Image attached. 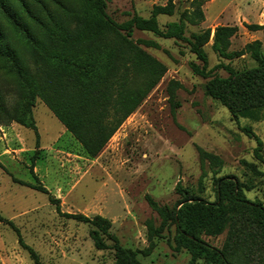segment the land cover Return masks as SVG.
Returning a JSON list of instances; mask_svg holds the SVG:
<instances>
[{"label": "rangeland", "instance_id": "374dc122", "mask_svg": "<svg viewBox=\"0 0 264 264\" xmlns=\"http://www.w3.org/2000/svg\"><path fill=\"white\" fill-rule=\"evenodd\" d=\"M167 0H107L106 10L117 22L133 13L148 16L153 4ZM171 15L157 16L159 26L177 20L182 11L192 15L200 3L203 18L185 21V36L216 25H237L226 54L204 45L208 67L225 63L236 70L254 67L257 62L243 50L245 43L259 39L264 57V30L249 32L244 22L264 23V0H173ZM32 6L45 20L51 18L72 29L79 0H34ZM31 23H36L31 21ZM36 34L40 28L32 24ZM0 31L28 67L33 61L0 13ZM153 40L158 46H140L165 68L163 75L139 105L124 119L96 156H89L81 144L60 123L51 110L36 98L32 114L38 137L32 128L14 121L22 88L0 61V215L14 222L24 241L31 245L43 264H113V249H96L89 236L90 224L57 213L49 195L58 198L64 212L101 214L112 221L111 232L120 243L133 249L148 245L146 220L154 225L160 217L146 200L149 195L159 204L172 206L180 197L176 184L191 193L213 200L214 180L231 175L251 186L245 196L264 206V164L253 149L256 142L241 129L250 125L263 142L264 106L234 120L228 109L204 92L208 78L196 74L191 63H198L185 40L164 38L134 29L132 39ZM213 74L225 76L216 69ZM173 90L174 96L169 97ZM197 146L215 154L220 165L207 160L202 169ZM247 162H254L263 173L255 174ZM32 164L33 173L29 170ZM40 182L44 193L23 183ZM174 226L155 237L147 255L138 253L143 264H185L189 253L175 251ZM227 230L216 236L203 235L210 244L222 247ZM108 243L112 240H106ZM0 264H34L22 248L15 232L0 221ZM194 264H204L201 259Z\"/></svg>", "mask_w": 264, "mask_h": 264}, {"label": "trees", "instance_id": "16d2710c", "mask_svg": "<svg viewBox=\"0 0 264 264\" xmlns=\"http://www.w3.org/2000/svg\"><path fill=\"white\" fill-rule=\"evenodd\" d=\"M34 0H0V13L5 17L21 44L33 61L28 67L17 50L3 39L0 31V61L22 88L13 119L22 126L32 128L38 137L32 114L36 98H40L60 123L81 144L89 156H96L124 119L139 105L145 95L163 75L165 68L150 56L140 43L158 46L153 40L132 39L134 29L152 32L164 37L185 40L198 63L192 62V70L208 78L204 92L217 99L230 112L234 120L240 114L251 113L264 106V57L261 41L253 39L245 43L242 54L249 52L257 62L254 67L236 70L228 64L216 63L208 67L204 45L212 39V47L226 54L230 37L237 25H216L212 37L210 28L185 36L186 19L194 22L203 18L200 3L192 15L182 11L177 20L159 26L157 16L171 15L175 2L153 4L148 16L133 13L128 19L117 22L107 12V0H79V9L72 29L52 18L45 20L32 6ZM34 21L36 23H31ZM39 26L40 34L32 29ZM249 30H264V23H246ZM227 71L225 76L213 74L216 69ZM171 89L169 97H173ZM253 138L255 158L264 164L261 153L263 142L250 125L241 127ZM203 169L207 160L210 165H220L217 155L197 146ZM255 174L263 173L254 162H247ZM33 173L32 164L29 166ZM21 183L48 193L40 183ZM251 186L231 175L214 180L213 200L191 193L176 184L180 197L172 206L159 204L146 195L150 207L160 217L154 225L146 220L148 245L133 249L120 243L111 232L112 221L101 215L60 210L58 198L49 195L57 213L67 218L90 224L89 236L96 249L110 248L114 251L113 264H143L138 253L147 255L155 246V237L164 228L174 226L175 251L183 248L189 253L185 264L201 259L204 264H264V206L245 196ZM0 221L9 225L16 234L18 244L24 248L34 264H43L39 254L27 244L14 222L0 215ZM227 230L222 247L207 242L203 235L216 236ZM112 240L108 243L106 240Z\"/></svg>", "mask_w": 264, "mask_h": 264}, {"label": "crops", "instance_id": "0c3cea01", "mask_svg": "<svg viewBox=\"0 0 264 264\" xmlns=\"http://www.w3.org/2000/svg\"><path fill=\"white\" fill-rule=\"evenodd\" d=\"M246 23H258V24H263V22H259V21H255V22H246ZM245 27V26H244ZM246 28V27H245ZM247 31L249 32H258V31H262L261 29L258 30H249L246 28Z\"/></svg>", "mask_w": 264, "mask_h": 264}]
</instances>
